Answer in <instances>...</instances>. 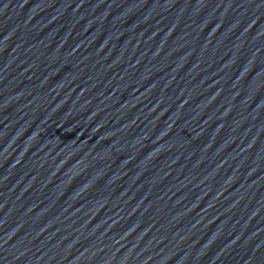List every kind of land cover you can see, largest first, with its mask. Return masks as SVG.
Returning <instances> with one entry per match:
<instances>
[{"label": "water", "instance_id": "water-1", "mask_svg": "<svg viewBox=\"0 0 264 264\" xmlns=\"http://www.w3.org/2000/svg\"><path fill=\"white\" fill-rule=\"evenodd\" d=\"M0 264H264V0H0Z\"/></svg>", "mask_w": 264, "mask_h": 264}]
</instances>
